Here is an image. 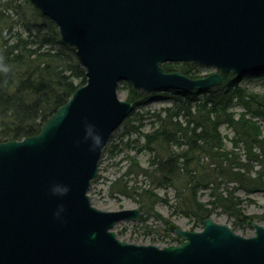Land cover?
I'll use <instances>...</instances> for the list:
<instances>
[{
  "label": "water",
  "instance_id": "water-1",
  "mask_svg": "<svg viewBox=\"0 0 264 264\" xmlns=\"http://www.w3.org/2000/svg\"><path fill=\"white\" fill-rule=\"evenodd\" d=\"M74 47L86 81L42 125L0 143V264H264V227L244 237L211 218L199 231L172 227L177 245L122 241L112 230L139 208L104 211L87 194L111 133L132 111L117 86L204 90L223 73L264 71V0H30ZM191 62L217 72L192 79L161 64ZM104 136L81 143L84 122ZM69 186L57 198L50 188ZM60 204L61 219L54 213Z\"/></svg>",
  "mask_w": 264,
  "mask_h": 264
},
{
  "label": "trees",
  "instance_id": "trees-1",
  "mask_svg": "<svg viewBox=\"0 0 264 264\" xmlns=\"http://www.w3.org/2000/svg\"><path fill=\"white\" fill-rule=\"evenodd\" d=\"M23 1L0 0V65L8 68L0 70V143L37 134L86 80L74 49L60 41L55 23L30 0ZM162 66L197 77L183 66ZM239 78L224 75L222 85L208 89L202 98L197 91L183 92L176 104L154 114L156 126L142 135V148L151 154L147 166L131 158L111 185L138 205L143 221L153 217L166 230L171 228L155 211L160 201L199 224L217 209L246 224L252 218L243 213L241 199L228 186L235 184L247 194L264 193V138L257 120L264 121V95L247 92ZM134 95L131 88L127 100L136 105ZM234 104L244 112L233 114ZM221 125L232 132L229 149ZM129 176L132 183L124 179ZM138 177L146 184L138 187ZM158 189H173L175 204L169 205ZM201 190L208 191L207 204L198 200Z\"/></svg>",
  "mask_w": 264,
  "mask_h": 264
},
{
  "label": "rangeland",
  "instance_id": "rangeland-1",
  "mask_svg": "<svg viewBox=\"0 0 264 264\" xmlns=\"http://www.w3.org/2000/svg\"><path fill=\"white\" fill-rule=\"evenodd\" d=\"M16 1L21 5L24 4L23 0ZM11 15L14 20L18 19L13 12ZM17 27L20 28L21 26ZM167 63L177 65L178 67L183 66L189 68L191 74L197 76L192 79L202 78L211 73L217 72V70L211 66H200L191 62ZM177 70L181 71L178 68L171 71ZM228 74L233 73H223L222 82L217 86L209 87L200 91H191H197L196 95L201 98L205 97V91L221 86L223 83V76H228ZM239 76L240 82L238 83L247 92L264 95V71L255 73L244 72ZM131 88L132 86L127 81H120L117 86L118 98L120 100H127ZM134 90L137 92V95H134L133 98L137 100V104L134 105L132 103L133 109L130 114L125 117L122 123L110 135L109 140L103 149L101 158L99 159L97 176L93 179L87 193L91 205L104 211L138 208V205L131 198L114 192L111 189V185L115 179L126 170L131 158H135L142 167L147 166L151 154L146 149L142 148V135L151 131L153 127L156 126L154 114L161 112L162 109L166 107L176 104L181 93L185 92L172 89H161L160 91L156 90L149 92ZM139 100L144 101L140 106H138ZM230 111L238 116L240 113L244 112V109L241 106L234 104L230 108ZM257 120L264 138V121L258 118ZM219 131L224 137V143L227 149H229L231 147V130L226 125H221ZM124 179L131 180L130 183L133 181L131 176L125 177ZM136 181L138 187L139 185L142 186L146 184V181L142 177H138ZM228 187L233 188L234 195L241 199L242 203L240 207L243 210V213L252 218L248 220V223L246 224L241 220H236L221 209L215 210L208 218H211L215 223L229 226L236 234L250 237L254 234L252 223H257L264 227V193L252 192L247 194L242 189L236 187L235 184H229ZM157 194L166 198L169 205L175 204L173 189H158ZM208 199V191L201 190L198 194L199 202L207 204ZM155 211L163 218L169 220L171 225L169 230H166V226L160 220L154 219L153 217H148L146 221H143L141 219L143 216L141 215V211L137 220L118 222L113 226L112 230L122 241L143 245L154 244L157 246H167L180 244L182 241L181 237L172 231V227H177L186 231H199L203 228V223L199 224L195 222L193 217H186L161 201L156 203Z\"/></svg>",
  "mask_w": 264,
  "mask_h": 264
},
{
  "label": "clouds",
  "instance_id": "clouds-1",
  "mask_svg": "<svg viewBox=\"0 0 264 264\" xmlns=\"http://www.w3.org/2000/svg\"><path fill=\"white\" fill-rule=\"evenodd\" d=\"M0 70L7 72L8 68L7 66L0 65ZM80 142L87 144L88 150L94 153L98 152L103 147L105 140L101 131L96 127L95 124L85 121L84 135ZM69 191V186L62 183H55L50 188L51 195L61 199L67 196ZM64 211V205L60 204L57 208V211L54 213L55 218L58 220L61 219V213H64Z\"/></svg>",
  "mask_w": 264,
  "mask_h": 264
}]
</instances>
